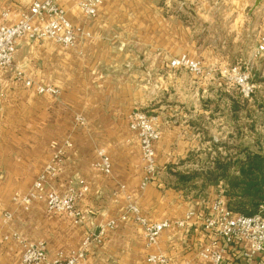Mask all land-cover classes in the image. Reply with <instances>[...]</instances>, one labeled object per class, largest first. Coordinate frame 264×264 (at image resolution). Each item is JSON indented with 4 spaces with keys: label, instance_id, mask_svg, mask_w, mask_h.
<instances>
[{
    "label": "crops",
    "instance_id": "0c3cea01",
    "mask_svg": "<svg viewBox=\"0 0 264 264\" xmlns=\"http://www.w3.org/2000/svg\"><path fill=\"white\" fill-rule=\"evenodd\" d=\"M34 1L0 0V23L18 22ZM60 5L85 32L76 46L21 38L13 65L0 69V236L16 231L28 242L44 241L51 255L80 250L90 236L79 264H151V253L171 264H211L196 253L213 232L195 219L187 228L175 222L188 211L208 215L218 198L229 205L228 185L219 180L198 190L196 178L192 186L175 187L171 170L212 169L223 160L238 175L236 159L264 156V54L254 57L264 34V0H103L95 17L71 0ZM183 55L200 61L203 73L171 66ZM236 63L253 66L251 98H242L220 75ZM19 72L37 85L56 87L58 96L26 87ZM136 107L156 117L160 130V173L144 188L140 140L129 127ZM77 114L84 125L76 123ZM67 139L73 145L50 184L59 193L87 185L77 200L81 223L49 213L44 201L25 210L13 200L31 189L54 153L52 143L62 146ZM99 148L112 160L110 175L93 165ZM129 204L149 221L174 225L148 246L143 229L120 218ZM5 212L13 214L6 224ZM244 247L227 245L221 264H264V254L247 259ZM21 254V244L11 238L0 249V264H24Z\"/></svg>",
    "mask_w": 264,
    "mask_h": 264
},
{
    "label": "built area",
    "instance_id": "2783aa9c",
    "mask_svg": "<svg viewBox=\"0 0 264 264\" xmlns=\"http://www.w3.org/2000/svg\"><path fill=\"white\" fill-rule=\"evenodd\" d=\"M71 1L77 5L83 14L89 17L97 15L103 2V0ZM3 15L7 17L8 13L5 12ZM34 20L40 21V24H35ZM84 33L82 28L75 26L69 20L65 9L60 5V0H35L21 14L18 22L13 24L0 23V69H7L13 65L18 41L21 38L51 39L64 47H74L79 37ZM263 54L264 34L260 38L254 57H261ZM171 66H186L196 75L203 73L200 61L190 60L185 55L172 60ZM220 75L236 86L242 98L252 97L256 89L252 64L247 63L242 66L241 63H236L222 69ZM18 78L24 82L26 87H34L38 94L53 96L59 94L56 87L37 85L32 80L24 78L20 72ZM129 118V127L137 133L140 140L143 164L141 187L144 188L160 173L155 154V144L160 138V130L156 123V117L149 115L139 107L131 111ZM75 121L79 125H84L86 122L82 114H77ZM72 145L69 139L65 140L62 146L58 142H53L54 153L44 170L36 178L31 189L26 193H16L13 200L25 210H29L34 201H44L49 213L66 214L73 218L75 223H81V212L77 209V200L88 190L87 185L82 184L79 189L71 185L65 192L59 193L50 184V181L56 179L61 172L66 148H70ZM97 155L98 159L93 164L94 167L101 173L110 175L112 173V160L109 154L105 149L99 148ZM12 218L11 212L3 214L5 224L9 223ZM120 218L121 220L132 218L143 229L148 246L156 244L161 233L174 225L170 220L149 221L136 204H129ZM194 219L201 221L206 230L213 232V238L210 242L203 244L197 251L196 255L199 258L211 264H221L225 257L226 246L234 242L245 245L243 255L247 259L264 254V215L261 210L252 215H244L234 212L224 199L218 198L213 203L208 215L202 216L195 211H188L184 218L175 222V225L180 228H187ZM11 238L17 240L22 246L21 259L24 264H79L81 260L85 259L87 247L92 240L90 236L87 237L80 250L72 251L68 255L63 252L51 255L44 241L28 242L16 231L0 236V249L4 242ZM95 241L100 243L101 239L97 237ZM148 261L151 264H171L170 260L161 253H151L148 256ZM186 264L195 263L194 261H187Z\"/></svg>",
    "mask_w": 264,
    "mask_h": 264
},
{
    "label": "trees",
    "instance_id": "16d2710c",
    "mask_svg": "<svg viewBox=\"0 0 264 264\" xmlns=\"http://www.w3.org/2000/svg\"><path fill=\"white\" fill-rule=\"evenodd\" d=\"M239 174H233L230 163L217 161L214 168H206L201 171H188V173L171 172L177 177L175 187L192 186L196 178L201 184H193L198 190H202L207 183L226 181L228 189L226 193L231 197L229 207L234 212L244 215H252L259 212L264 205V156L260 154H247L244 159H236ZM264 215V210L262 211Z\"/></svg>",
    "mask_w": 264,
    "mask_h": 264
},
{
    "label": "rangeland",
    "instance_id": "374dc122",
    "mask_svg": "<svg viewBox=\"0 0 264 264\" xmlns=\"http://www.w3.org/2000/svg\"><path fill=\"white\" fill-rule=\"evenodd\" d=\"M239 59V58H238ZM261 209V211H263L264 210V207H262V208H260Z\"/></svg>",
    "mask_w": 264,
    "mask_h": 264
},
{
    "label": "water",
    "instance_id": "95a60500",
    "mask_svg": "<svg viewBox=\"0 0 264 264\" xmlns=\"http://www.w3.org/2000/svg\"><path fill=\"white\" fill-rule=\"evenodd\" d=\"M259 3V2H258Z\"/></svg>",
    "mask_w": 264,
    "mask_h": 264
}]
</instances>
